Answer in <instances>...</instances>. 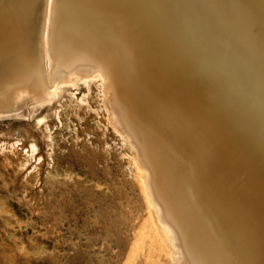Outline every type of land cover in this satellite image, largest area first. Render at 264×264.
I'll return each instance as SVG.
<instances>
[{
	"label": "bare ground",
	"instance_id": "6f19581e",
	"mask_svg": "<svg viewBox=\"0 0 264 264\" xmlns=\"http://www.w3.org/2000/svg\"><path fill=\"white\" fill-rule=\"evenodd\" d=\"M62 93L63 108L103 110L132 152L169 264H217L194 244L212 243L201 222L190 233L171 180L205 204L224 263L264 264V0H0V110ZM35 126L52 149L46 117ZM147 233L158 237L151 222ZM24 243L15 257L41 256Z\"/></svg>",
	"mask_w": 264,
	"mask_h": 264
},
{
	"label": "rangeland",
	"instance_id": "374dc122",
	"mask_svg": "<svg viewBox=\"0 0 264 264\" xmlns=\"http://www.w3.org/2000/svg\"><path fill=\"white\" fill-rule=\"evenodd\" d=\"M83 91L79 87L75 96L80 98ZM63 94L49 106L24 99L12 109L0 110V264H169L170 240L153 211L150 222L158 237L147 233L149 212L136 188L135 170L127 167L132 152L113 134L103 110L96 115L84 105L79 110L63 108ZM92 95L88 104L95 107ZM42 116L51 130L52 149L44 128L35 126ZM16 142L12 153L10 144ZM30 143L37 146L36 154L20 167ZM169 187L190 233L201 222L212 243L200 235L192 237L194 244L215 263L227 264L212 246L221 244L212 233L205 204L191 188L172 180ZM20 240L25 246L32 242L36 247L27 251L32 255L39 248L41 256L15 257Z\"/></svg>",
	"mask_w": 264,
	"mask_h": 264
}]
</instances>
